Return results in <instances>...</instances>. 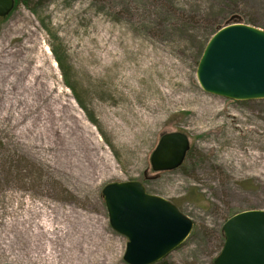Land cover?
<instances>
[{"label": "rangeland", "instance_id": "1", "mask_svg": "<svg viewBox=\"0 0 264 264\" xmlns=\"http://www.w3.org/2000/svg\"><path fill=\"white\" fill-rule=\"evenodd\" d=\"M237 23L264 30V0H16L0 18V74L16 97L10 114L0 104V229L13 223L0 264H39L25 235L54 229L66 238L84 218L103 227L100 249L110 241L127 264L128 239L111 227L102 190L129 181L194 222L185 243L155 264H215L225 222L264 211V173L240 163L264 156V100L212 95L197 79L204 41ZM206 108L221 125L213 129ZM173 132L190 150L180 168L156 173L151 156ZM42 138L51 146L39 147ZM34 209L42 213L29 221L39 227L27 231Z\"/></svg>", "mask_w": 264, "mask_h": 264}, {"label": "water", "instance_id": "2", "mask_svg": "<svg viewBox=\"0 0 264 264\" xmlns=\"http://www.w3.org/2000/svg\"><path fill=\"white\" fill-rule=\"evenodd\" d=\"M16 0H0L6 18ZM197 79L209 94L235 101L264 100V30L230 24L209 40L200 59ZM190 150L181 132L163 135L151 156L154 172L182 166ZM111 227L128 239L127 264H155L190 237L194 222L170 201L147 192L141 182H112L102 190ZM225 243L215 264H264V211L249 210L228 219Z\"/></svg>", "mask_w": 264, "mask_h": 264}, {"label": "bare ground", "instance_id": "3", "mask_svg": "<svg viewBox=\"0 0 264 264\" xmlns=\"http://www.w3.org/2000/svg\"><path fill=\"white\" fill-rule=\"evenodd\" d=\"M23 70V68H19L17 73L22 75ZM13 90L14 81L10 79L7 72H2L0 74V93L4 95L0 97V104L3 105L8 114H10V110L15 107L13 101L16 100V97L10 96V94L13 95ZM206 111V114L213 118V129L214 127L216 128L217 125H221V122L214 118L217 113L216 110L206 108ZM23 116L24 113L21 112L20 117L15 120L14 124L17 125ZM147 122L152 123L150 119H148ZM48 130L50 131V128H48ZM123 132L126 134V130H123ZM38 146H46L47 148L50 147L51 144L42 138L38 140ZM236 152H232L233 155L231 154V156L234 157ZM246 159L248 162L240 160V163H245L244 165L246 167L253 168L254 170L260 169L259 171L264 173L263 155L252 153V155ZM52 212H54V208H52ZM37 213H42V211L34 209L32 214L28 218H25V230L29 231L32 226L36 228L39 227L29 221L32 219L33 215ZM82 220L83 227L75 231L74 235L72 233L75 227H73L72 231L70 230V232L68 231L66 233V238L63 235L55 236L54 229L50 233L39 229L38 233H30L32 236L25 235L24 240L34 241L35 245L38 246L36 253H33L30 259L36 260L39 264H118L115 257L116 248L111 246L110 241H106L107 247L105 249L102 247V249H100L99 247L102 246L104 242L103 227L101 226L100 229L97 227V230L94 226L95 223L94 225H85L88 220H85V218ZM97 222H99V225L102 223L100 219L97 220ZM3 223L0 229V253L8 255L11 250V245L8 243V240L13 223ZM64 239H67V241Z\"/></svg>", "mask_w": 264, "mask_h": 264}, {"label": "trees", "instance_id": "4", "mask_svg": "<svg viewBox=\"0 0 264 264\" xmlns=\"http://www.w3.org/2000/svg\"><path fill=\"white\" fill-rule=\"evenodd\" d=\"M18 3H19V1H17V4H18ZM215 30H216V29H215ZM208 42H209V40H208ZM208 42L204 41V44H203L202 47L200 48V53L203 52V50H204V48H205V45H207ZM57 61H58L59 65H60V68H61V70H62V75H63V77H64V79H65V83H66V85H67L71 90H74V87H73V86L71 85V83H70V76H69L70 71H71L70 67L67 66L66 63L64 64V60H62L60 57L57 58Z\"/></svg>", "mask_w": 264, "mask_h": 264}]
</instances>
